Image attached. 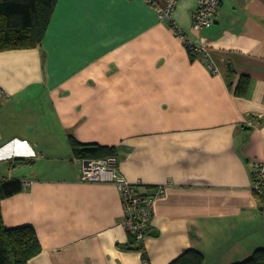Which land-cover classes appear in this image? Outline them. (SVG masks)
Listing matches in <instances>:
<instances>
[{
  "label": "crops",
  "instance_id": "1",
  "mask_svg": "<svg viewBox=\"0 0 264 264\" xmlns=\"http://www.w3.org/2000/svg\"><path fill=\"white\" fill-rule=\"evenodd\" d=\"M164 3L58 0L40 46L0 51V178L24 182L1 214L34 228L41 251L27 264H168L188 248L232 264L264 247L252 190L264 161V0H220L198 32L197 0L160 19ZM170 22L209 59L191 56ZM69 135L117 147L115 171L139 193L164 186L142 250L124 248L116 186L80 180Z\"/></svg>",
  "mask_w": 264,
  "mask_h": 264
},
{
  "label": "trees",
  "instance_id": "2",
  "mask_svg": "<svg viewBox=\"0 0 264 264\" xmlns=\"http://www.w3.org/2000/svg\"><path fill=\"white\" fill-rule=\"evenodd\" d=\"M57 1L0 0V51L40 46ZM170 23L169 25H172ZM234 73V70H231L227 75L229 86H231L230 77H233ZM248 80L247 76H240L234 88L235 95H246ZM68 139L74 157L92 160L115 158L117 156V147L115 146L81 143L71 135ZM30 163L31 160L16 158L11 161V164H13L11 166ZM23 186L24 182L22 180L0 178V202L6 197L21 192ZM253 193L258 200L264 198L263 194L259 192ZM128 234L131 240L124 248L142 250L139 244L142 240L137 241L133 235L129 232ZM40 251L41 245L34 228L31 225L6 227L0 206V264H27L29 259L36 256ZM142 258L148 260L144 253ZM203 262L204 256L201 251L188 248L168 264H203ZM232 264H264V247L254 249L248 257Z\"/></svg>",
  "mask_w": 264,
  "mask_h": 264
},
{
  "label": "built area",
  "instance_id": "3",
  "mask_svg": "<svg viewBox=\"0 0 264 264\" xmlns=\"http://www.w3.org/2000/svg\"><path fill=\"white\" fill-rule=\"evenodd\" d=\"M177 3V0H165L164 5H154L157 16L160 19L169 18ZM220 0H197V7L193 13L192 28L201 31L210 27L217 13ZM173 32L182 40L189 54L201 55L203 59H209L208 47L204 43H195L178 30L171 22ZM211 68V64H209ZM215 71V69H213ZM0 95H5L0 89ZM6 96V95H5ZM79 162V177L82 181L95 182L109 180L120 193V198L124 209V226L137 241L142 240L149 228L150 219L153 216V208L156 200L165 193L164 186L156 187L152 195H143L137 191V184L130 183L122 175L117 173L111 165L110 159H87ZM253 192H259L264 197V161L253 162Z\"/></svg>",
  "mask_w": 264,
  "mask_h": 264
},
{
  "label": "rangeland",
  "instance_id": "4",
  "mask_svg": "<svg viewBox=\"0 0 264 264\" xmlns=\"http://www.w3.org/2000/svg\"><path fill=\"white\" fill-rule=\"evenodd\" d=\"M100 159H105V158H100ZM107 159H110L111 160V165H112V167L114 168V164H113V160H112V158H107ZM74 160H76L78 163L79 162H83L82 160H84V159H80V158H77V157H74ZM86 160V159H85ZM79 169H80V164H79ZM115 169V168H114ZM80 178V177H79ZM81 180V179H80ZM82 181V180H81ZM109 181V180H108ZM85 182H87V181H85ZM95 182H97V181H95ZM137 185H138V183H137ZM124 224V223H123ZM127 230V229H126ZM128 232V231H127ZM147 232H148V230H147ZM147 232H146V234H147ZM146 234H145V236H146ZM145 238V237H144ZM144 238L142 239V240H144Z\"/></svg>",
  "mask_w": 264,
  "mask_h": 264
},
{
  "label": "water",
  "instance_id": "5",
  "mask_svg": "<svg viewBox=\"0 0 264 264\" xmlns=\"http://www.w3.org/2000/svg\"><path fill=\"white\" fill-rule=\"evenodd\" d=\"M157 232H155L154 230L150 231L149 234L151 235H156Z\"/></svg>",
  "mask_w": 264,
  "mask_h": 264
}]
</instances>
